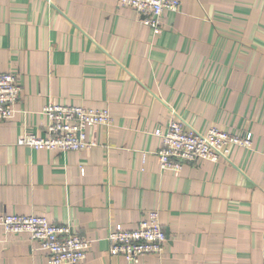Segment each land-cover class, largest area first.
I'll list each match as a JSON object with an SVG mask.
<instances>
[{
    "label": "crops",
    "instance_id": "obj_1",
    "mask_svg": "<svg viewBox=\"0 0 264 264\" xmlns=\"http://www.w3.org/2000/svg\"><path fill=\"white\" fill-rule=\"evenodd\" d=\"M0 72L22 87L0 122V213L42 214L93 240L83 264H129L109 230L159 211L168 241L134 264H264V0H181L159 33L118 0H0ZM108 109L83 151L33 149L50 104ZM252 134L220 161L161 171L157 129ZM0 264H49L0 226Z\"/></svg>",
    "mask_w": 264,
    "mask_h": 264
},
{
    "label": "built area",
    "instance_id": "obj_2",
    "mask_svg": "<svg viewBox=\"0 0 264 264\" xmlns=\"http://www.w3.org/2000/svg\"><path fill=\"white\" fill-rule=\"evenodd\" d=\"M118 1L132 8L155 33L162 31L166 12H178L181 8V0ZM21 91L15 73L0 72V122L15 116ZM44 113L48 117L46 134L25 133L17 144L33 149L83 151L95 144L88 139L87 129L110 126L113 122L108 109L50 103ZM156 135L162 141L156 152L159 168L172 173L180 172L187 162L225 160L234 146L252 145L251 133L239 136L215 127L206 133H197L185 129L177 118L165 130L157 129ZM0 226L7 235L27 233L47 253L49 264H83L93 244V240L73 232L69 225L52 223L42 214L0 213ZM108 239L112 255L123 256L129 264H134L143 255L161 253L168 236L159 211L151 209L134 230L125 229L121 224L111 227Z\"/></svg>",
    "mask_w": 264,
    "mask_h": 264
}]
</instances>
